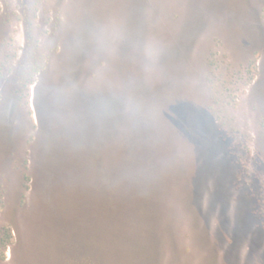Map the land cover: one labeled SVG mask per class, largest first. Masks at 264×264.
Returning <instances> with one entry per match:
<instances>
[{
	"label": "rangeland",
	"instance_id": "1",
	"mask_svg": "<svg viewBox=\"0 0 264 264\" xmlns=\"http://www.w3.org/2000/svg\"><path fill=\"white\" fill-rule=\"evenodd\" d=\"M140 11L0 0V264H103L119 194L147 264H264V0Z\"/></svg>",
	"mask_w": 264,
	"mask_h": 264
},
{
	"label": "trees",
	"instance_id": "2",
	"mask_svg": "<svg viewBox=\"0 0 264 264\" xmlns=\"http://www.w3.org/2000/svg\"><path fill=\"white\" fill-rule=\"evenodd\" d=\"M137 1L141 8L140 12H143L144 6L150 0ZM118 197L120 207L108 217L109 229L106 232L107 237L103 253L104 263L147 264L150 262L148 247H150L149 243L151 242L146 239L153 240L154 232L151 226L139 225L137 221L149 222L154 217V214L152 216L153 211L148 207L150 198L134 194H119ZM119 236H122V241H114ZM95 258L97 257L95 256Z\"/></svg>",
	"mask_w": 264,
	"mask_h": 264
}]
</instances>
